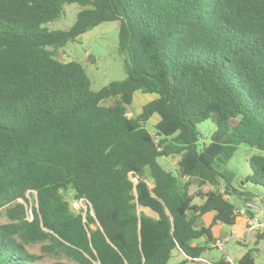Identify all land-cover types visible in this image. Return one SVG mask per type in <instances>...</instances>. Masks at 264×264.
I'll use <instances>...</instances> for the list:
<instances>
[{"label":"trees","instance_id":"16d2710c","mask_svg":"<svg viewBox=\"0 0 264 264\" xmlns=\"http://www.w3.org/2000/svg\"><path fill=\"white\" fill-rule=\"evenodd\" d=\"M71 4L68 30L43 27ZM110 22L126 76L94 91L56 54ZM136 93L153 99L129 117ZM240 145L264 151V0H0V264H169L174 251L193 263L240 207L264 217L245 186L264 189V158L241 180L227 169ZM253 232L237 264H254Z\"/></svg>","mask_w":264,"mask_h":264},{"label":"rangeland","instance_id":"374dc122","mask_svg":"<svg viewBox=\"0 0 264 264\" xmlns=\"http://www.w3.org/2000/svg\"><path fill=\"white\" fill-rule=\"evenodd\" d=\"M78 11L79 7L76 4L64 5L61 16L43 27L49 31L68 30L74 23ZM118 26V22L102 23L80 35L74 43H68L62 50L57 52L56 57L63 63L74 61L81 64L91 81V89L94 91L99 90L109 82L121 81L126 76L124 65L128 57L126 53H122L118 49ZM152 99L153 95L136 93L131 107L127 109V115L129 117L137 115L140 112L141 105ZM105 104H109V102L107 101ZM157 119L158 117L154 115L147 124V129L151 133L154 132L153 125ZM197 129L201 134L199 142L207 144L209 142V137L214 130L212 123L210 121H204L197 126ZM251 156H260L264 158V151L245 145H240L237 148L234 156L227 164V169L232 173L235 179L239 178V180H241L251 173L248 164V159ZM158 163L165 169L171 170L172 168L171 161L167 159L160 158L158 159ZM232 186H235V184L233 183ZM245 186L251 192L256 193L259 197L264 199L263 188L254 187L250 184H245ZM26 197L29 198V204L26 211L28 219L31 220L30 209L35 206V198L34 194L32 197L27 194ZM257 204L258 206L260 205L258 200ZM250 205L252 207L249 208L254 212L253 218L262 220V212L257 210L255 205ZM71 206L76 211L79 208L83 210L85 209V211L87 210V207L84 204L73 202ZM139 211L151 214L145 209H139ZM6 220L7 219L4 215H0V223L6 222ZM250 240L251 244H249V246H244L242 245V241H237L234 238H230L227 241H224L223 238H221V246L217 245L215 248L210 247V249L203 253L201 258L197 261H194L193 263L187 262L186 264H216L221 259L230 264H237L238 260L246 252L248 247H253V239L251 238ZM257 249L258 252L255 254L254 264H264V238L258 243ZM30 252L39 254L37 247L32 248ZM184 259L185 257L181 253L174 251L168 263L176 264ZM45 263H50V260L45 259L40 262V264Z\"/></svg>","mask_w":264,"mask_h":264},{"label":"crops","instance_id":"0c3cea01","mask_svg":"<svg viewBox=\"0 0 264 264\" xmlns=\"http://www.w3.org/2000/svg\"><path fill=\"white\" fill-rule=\"evenodd\" d=\"M240 207V206H239ZM147 212L151 213L148 209H145ZM262 212V211H261ZM147 216L154 217V214H148L144 213ZM249 213L247 211H243V207L239 208V216L236 222L232 226H225L220 223H216L213 225L212 228V237L214 239V244L211 245L212 248L217 247V245H222L221 238H223L224 241H227L230 238H234L237 241H242L244 246H249L251 244V238L252 243L254 242L255 233H249L247 230L248 220H249ZM213 220V214L208 213L205 216L202 217V224L204 227H208L212 224ZM225 227V228H223ZM248 239V240H246Z\"/></svg>","mask_w":264,"mask_h":264},{"label":"built area","instance_id":"2783aa9c","mask_svg":"<svg viewBox=\"0 0 264 264\" xmlns=\"http://www.w3.org/2000/svg\"><path fill=\"white\" fill-rule=\"evenodd\" d=\"M248 207H252V206L248 205ZM257 228L264 229V217L262 220H258V219L253 218V217L249 218L248 225H247L248 232L251 233L252 230L257 229Z\"/></svg>","mask_w":264,"mask_h":264},{"label":"water","instance_id":"95a60500","mask_svg":"<svg viewBox=\"0 0 264 264\" xmlns=\"http://www.w3.org/2000/svg\"><path fill=\"white\" fill-rule=\"evenodd\" d=\"M84 211H85V209H84ZM82 217H84V216L82 215Z\"/></svg>","mask_w":264,"mask_h":264}]
</instances>
